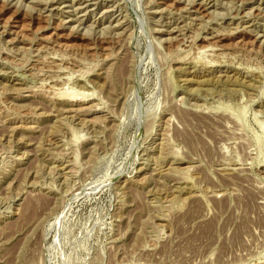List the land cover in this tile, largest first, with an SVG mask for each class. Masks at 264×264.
Returning <instances> with one entry per match:
<instances>
[{"label": "rangeland", "instance_id": "obj_1", "mask_svg": "<svg viewBox=\"0 0 264 264\" xmlns=\"http://www.w3.org/2000/svg\"><path fill=\"white\" fill-rule=\"evenodd\" d=\"M0 264H264V0H0Z\"/></svg>", "mask_w": 264, "mask_h": 264}, {"label": "bare ground", "instance_id": "obj_2", "mask_svg": "<svg viewBox=\"0 0 264 264\" xmlns=\"http://www.w3.org/2000/svg\"><path fill=\"white\" fill-rule=\"evenodd\" d=\"M187 123V122H186Z\"/></svg>", "mask_w": 264, "mask_h": 264}]
</instances>
